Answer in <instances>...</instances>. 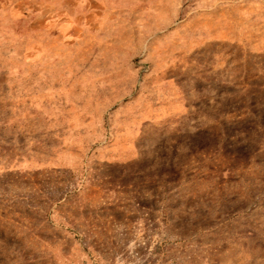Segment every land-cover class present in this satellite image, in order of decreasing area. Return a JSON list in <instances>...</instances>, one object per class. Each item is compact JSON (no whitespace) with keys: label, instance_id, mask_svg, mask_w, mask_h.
Listing matches in <instances>:
<instances>
[{"label":"rangeland","instance_id":"1","mask_svg":"<svg viewBox=\"0 0 264 264\" xmlns=\"http://www.w3.org/2000/svg\"><path fill=\"white\" fill-rule=\"evenodd\" d=\"M0 264H264V0H0Z\"/></svg>","mask_w":264,"mask_h":264}]
</instances>
